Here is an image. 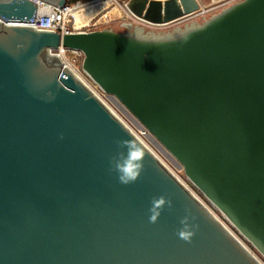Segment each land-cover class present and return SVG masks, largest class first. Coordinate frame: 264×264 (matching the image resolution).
Returning a JSON list of instances; mask_svg holds the SVG:
<instances>
[{
    "label": "water",
    "instance_id": "water-1",
    "mask_svg": "<svg viewBox=\"0 0 264 264\" xmlns=\"http://www.w3.org/2000/svg\"><path fill=\"white\" fill-rule=\"evenodd\" d=\"M199 4L126 5L166 24ZM36 14L0 0V264H263L51 50L81 51L264 260V0L162 34H61Z\"/></svg>",
    "mask_w": 264,
    "mask_h": 264
},
{
    "label": "built area",
    "instance_id": "built-area-1",
    "mask_svg": "<svg viewBox=\"0 0 264 264\" xmlns=\"http://www.w3.org/2000/svg\"><path fill=\"white\" fill-rule=\"evenodd\" d=\"M105 1L112 2V0H88L87 2L83 3L81 0H76V1H74L72 3L71 2H67V4L64 5L63 7H59V6L48 4V3L40 1V0H36V3H37V14H36L35 18L33 19V23H28L27 25H31V26L35 27L36 29H40V30L56 31V32H59L61 34L71 33V32H78V31L95 30V28H96L95 24H96L97 21H93L94 18H95V15L93 14L94 8H96L102 2H105ZM127 1L128 0H125V2H123V7L121 5H118V6L122 9V11L130 19H132L133 22L135 21L137 24H142V25H145V26H161V25L164 26V25H168V24H179V23L184 22V21H193V20H195L197 18H199L200 20L203 21L204 19H206V15L207 14L210 13V15H212L216 11H220L224 7L234 3L236 1H239V0H215L214 3H212V0H211V2L209 4H207V5H203V4L200 3L199 4V8L197 10L191 12L190 14H187L185 16L177 18L174 21H171V22L166 23V24H154V23H151V22H149V21H147V20H145V19H143L141 17H138V16L134 15L128 9V7L126 5ZM83 5H85V7H88V9L82 11V13L80 14L81 15V19H82V24H77L76 19H75L74 15H73V10L74 9H78L79 7H81ZM214 10H216V11H214ZM51 52L59 54L62 58L66 54H69L71 57H73L72 61H68L73 67V69L71 68V70L76 74V76H78L88 86V88H90V90L98 98H100L108 106V104L106 102L107 101L106 99H107L108 95H106L103 91H101L81 70L80 65H81V61H82V57H83V54H82L81 51L70 50V49H66V48H58V49L51 50ZM128 128L133 132V134L144 145H146L148 147L146 139H147L148 136H151V135L149 134L147 129H145L142 126L140 128H138V129H136V130L131 129L130 127H128ZM200 201L227 228V230L230 231V233H232V235L246 247L245 243L241 240V238L243 240H245V239L235 230V228L232 226V224L222 214H221V220H220L216 216V214L202 200H200ZM233 230L241 238L238 237ZM246 243H248V242L246 241Z\"/></svg>",
    "mask_w": 264,
    "mask_h": 264
},
{
    "label": "rangeland",
    "instance_id": "rangeland-1",
    "mask_svg": "<svg viewBox=\"0 0 264 264\" xmlns=\"http://www.w3.org/2000/svg\"><path fill=\"white\" fill-rule=\"evenodd\" d=\"M81 1L85 3L88 0ZM198 1L203 5H207L211 2V0ZM123 2H125V0H112V2L105 1L102 2L96 8H94L93 14L95 15V18L93 21H97L95 24V29L109 27L116 31L140 30L143 33L148 34H162L174 31L178 28H183L185 25H189L192 23H200L202 21L197 18L193 21H184L179 24H168L164 26H145L142 24H137L135 21L133 22L132 19H130L122 11V9L118 5H121L123 7ZM214 2L215 0H212V3ZM83 6L85 7V5ZM209 16H211L210 13L206 15V18H208ZM64 56L63 58L67 62L73 60V57H71L69 54H66ZM106 100L108 106L128 127L133 130H136L141 127V125L135 120V118L115 98L108 96ZM146 141L150 150L164 163V165H166V167L170 171H172V173H174L176 177L180 179L181 182H183L194 193V195H196L200 200H202L221 220V213L187 180L180 164L152 136H148ZM236 235L240 237L237 233ZM241 240L245 243L246 247L260 260V262L264 264L263 258L257 253V251H255L253 247L246 243L245 240H243L242 238Z\"/></svg>",
    "mask_w": 264,
    "mask_h": 264
},
{
    "label": "bare ground",
    "instance_id": "bare-ground-1",
    "mask_svg": "<svg viewBox=\"0 0 264 264\" xmlns=\"http://www.w3.org/2000/svg\"><path fill=\"white\" fill-rule=\"evenodd\" d=\"M86 9H88V7H79L78 9H74L73 10V15H74V17H75V19H76V22H77V24H82V19H81V13H82V11H84V10H86ZM61 57V56H60ZM62 58V57H61ZM62 60H63V62L71 69H73V67H72V65L69 63V62H67L66 60H64V58H62Z\"/></svg>",
    "mask_w": 264,
    "mask_h": 264
},
{
    "label": "trees",
    "instance_id": "trees-1",
    "mask_svg": "<svg viewBox=\"0 0 264 264\" xmlns=\"http://www.w3.org/2000/svg\"><path fill=\"white\" fill-rule=\"evenodd\" d=\"M74 1H76V0H68L67 2H71V3H72V2H74Z\"/></svg>",
    "mask_w": 264,
    "mask_h": 264
}]
</instances>
